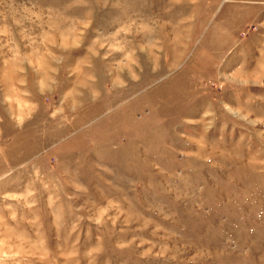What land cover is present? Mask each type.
Wrapping results in <instances>:
<instances>
[{
	"label": "rangeland",
	"instance_id": "obj_1",
	"mask_svg": "<svg viewBox=\"0 0 264 264\" xmlns=\"http://www.w3.org/2000/svg\"><path fill=\"white\" fill-rule=\"evenodd\" d=\"M0 264H264V0H0Z\"/></svg>",
	"mask_w": 264,
	"mask_h": 264
}]
</instances>
